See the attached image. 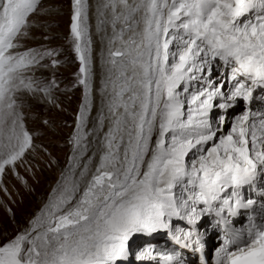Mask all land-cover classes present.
Returning a JSON list of instances; mask_svg holds the SVG:
<instances>
[{"label": "snow or ice", "instance_id": "obj_1", "mask_svg": "<svg viewBox=\"0 0 264 264\" xmlns=\"http://www.w3.org/2000/svg\"><path fill=\"white\" fill-rule=\"evenodd\" d=\"M88 7L71 0L66 163L0 264H264V0H101L95 89ZM38 8L0 0V174L36 150L34 104L71 90L58 50L28 44Z\"/></svg>", "mask_w": 264, "mask_h": 264}, {"label": "rangeland", "instance_id": "obj_2", "mask_svg": "<svg viewBox=\"0 0 264 264\" xmlns=\"http://www.w3.org/2000/svg\"><path fill=\"white\" fill-rule=\"evenodd\" d=\"M35 20L39 26L33 28L29 46L56 48L61 63L58 68L49 69L48 74L55 73L61 88H71L79 68L70 38L71 0H39ZM58 95L59 109L37 102L26 119L28 128L37 133L33 138V143L37 145L35 152L29 151L25 156L26 162L16 164V174L10 168L0 174V239L14 234L19 226L39 211L66 163V138L80 103L81 90L71 88ZM45 119L49 121L46 128L42 126ZM43 149L56 158L58 165H49V157ZM18 176L23 177L27 186Z\"/></svg>", "mask_w": 264, "mask_h": 264}, {"label": "bare ground", "instance_id": "obj_3", "mask_svg": "<svg viewBox=\"0 0 264 264\" xmlns=\"http://www.w3.org/2000/svg\"><path fill=\"white\" fill-rule=\"evenodd\" d=\"M88 4V22H89V34L92 42V53H93V71H94V89L98 86L99 78H100V64H99V56L98 53L101 49V37L105 35V31L102 28L101 32L97 34L96 32V16H95V6L101 2V0H86ZM106 48V44H105ZM94 99L96 103L99 102V96L95 94L94 91ZM93 115H95V108L93 109ZM90 123V122H89ZM91 124V123H90ZM91 127V126H90ZM90 140V137H89ZM213 233H209L206 237V253L207 255H212L215 248L218 246L217 238L214 239ZM167 239L166 234L163 236L156 237L155 242L159 244H163ZM191 256V254H188Z\"/></svg>", "mask_w": 264, "mask_h": 264}]
</instances>
